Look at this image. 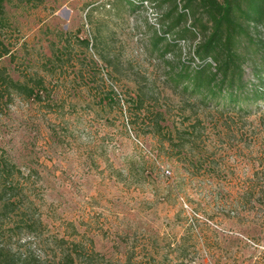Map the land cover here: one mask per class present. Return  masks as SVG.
Returning <instances> with one entry per match:
<instances>
[{
	"label": "rangeland",
	"instance_id": "374dc122",
	"mask_svg": "<svg viewBox=\"0 0 264 264\" xmlns=\"http://www.w3.org/2000/svg\"><path fill=\"white\" fill-rule=\"evenodd\" d=\"M156 6L5 0L0 74L39 99L0 80V152L43 224L8 244L0 219L13 264H264V102L218 113L168 82Z\"/></svg>",
	"mask_w": 264,
	"mask_h": 264
},
{
	"label": "trees",
	"instance_id": "16d2710c",
	"mask_svg": "<svg viewBox=\"0 0 264 264\" xmlns=\"http://www.w3.org/2000/svg\"><path fill=\"white\" fill-rule=\"evenodd\" d=\"M38 6L44 0H20ZM142 8L150 2L153 8L167 5L161 16L167 22L163 33L154 34L153 48L164 44L161 57L177 50L178 61L167 65V79L185 95L197 97L205 108L218 113H234L247 117L252 107L264 102V0H125ZM5 0H0V26L5 21ZM261 29V32L259 31ZM177 33H173L175 30ZM173 33V34H172ZM170 34L167 40L165 35ZM188 37L194 39L191 57L184 60ZM249 65L252 81L245 76ZM4 86L15 92L37 97L35 87L29 88L0 74ZM40 87L43 83L39 82ZM21 175L17 166L0 152V219L6 220L4 239L10 244L21 231L42 226L40 218L29 212L19 192ZM32 205V202H29ZM33 206V205H32ZM30 210V209H29ZM31 211V210H30ZM11 250L0 249V264H13ZM22 264H33L25 260Z\"/></svg>",
	"mask_w": 264,
	"mask_h": 264
},
{
	"label": "built area",
	"instance_id": "2783aa9c",
	"mask_svg": "<svg viewBox=\"0 0 264 264\" xmlns=\"http://www.w3.org/2000/svg\"><path fill=\"white\" fill-rule=\"evenodd\" d=\"M142 8L143 9H145V10H147V11H149V12H151L154 8H153V5L150 3V2H143L142 3ZM152 25H154V24H152ZM183 44H185L184 42L181 44V46L183 45ZM166 173H168V172H166Z\"/></svg>",
	"mask_w": 264,
	"mask_h": 264
}]
</instances>
